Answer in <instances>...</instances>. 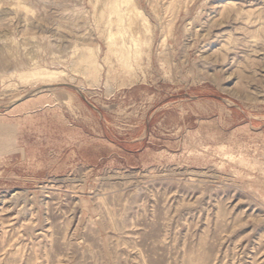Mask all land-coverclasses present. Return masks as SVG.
Returning a JSON list of instances; mask_svg holds the SVG:
<instances>
[{
    "label": "rangeland",
    "instance_id": "1",
    "mask_svg": "<svg viewBox=\"0 0 264 264\" xmlns=\"http://www.w3.org/2000/svg\"><path fill=\"white\" fill-rule=\"evenodd\" d=\"M104 2L0 0V264H264V0Z\"/></svg>",
    "mask_w": 264,
    "mask_h": 264
},
{
    "label": "crops",
    "instance_id": "2",
    "mask_svg": "<svg viewBox=\"0 0 264 264\" xmlns=\"http://www.w3.org/2000/svg\"><path fill=\"white\" fill-rule=\"evenodd\" d=\"M13 124L15 126H13ZM17 124L0 120V162L17 156ZM14 129V130H13Z\"/></svg>",
    "mask_w": 264,
    "mask_h": 264
},
{
    "label": "bare ground",
    "instance_id": "3",
    "mask_svg": "<svg viewBox=\"0 0 264 264\" xmlns=\"http://www.w3.org/2000/svg\"><path fill=\"white\" fill-rule=\"evenodd\" d=\"M124 1V0H123ZM105 4H107V5H109L110 6V8H111V10H113V11H116V6H115V4L112 2V0H105V2H104ZM121 3V2H120ZM127 3V2H126ZM103 4V3H102ZM85 56V55H84ZM86 59L88 58L87 56L85 57ZM91 61V60H90ZM85 63V62H84ZM121 63V62H120ZM121 66V65H120ZM122 67V66H121ZM124 67V66H123ZM91 69V68H90ZM94 70H95V68H94Z\"/></svg>",
    "mask_w": 264,
    "mask_h": 264
}]
</instances>
